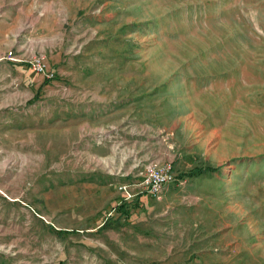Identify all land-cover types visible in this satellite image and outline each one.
I'll use <instances>...</instances> for the list:
<instances>
[{"label":"rangeland","instance_id":"1","mask_svg":"<svg viewBox=\"0 0 264 264\" xmlns=\"http://www.w3.org/2000/svg\"><path fill=\"white\" fill-rule=\"evenodd\" d=\"M0 264H264V0H0Z\"/></svg>","mask_w":264,"mask_h":264},{"label":"built area","instance_id":"2","mask_svg":"<svg viewBox=\"0 0 264 264\" xmlns=\"http://www.w3.org/2000/svg\"><path fill=\"white\" fill-rule=\"evenodd\" d=\"M7 58L16 60L15 55L9 52ZM30 66L37 73L52 78L54 73L49 70L46 58L43 54L34 55L29 60ZM140 185L152 197L158 198L163 193L165 187L172 183H183L184 179L179 176L173 162L151 161L147 163L140 174Z\"/></svg>","mask_w":264,"mask_h":264},{"label":"trees","instance_id":"3","mask_svg":"<svg viewBox=\"0 0 264 264\" xmlns=\"http://www.w3.org/2000/svg\"><path fill=\"white\" fill-rule=\"evenodd\" d=\"M205 172L206 171L204 170V168H202V167H195V168H193V170H191L186 175L187 176L188 175L194 176V175H199V174H202V173H205ZM179 176L183 178L185 175L182 174V175H179ZM138 205H139V203H134V205H132V207L138 206ZM120 208L123 210V212L129 213V211H128L129 204L128 203L121 204V207ZM116 221L117 220L116 219L114 220V218H108V219H106V222H105V225H103V228H110V227H112L116 223ZM68 232H71V231H69V230H62V233H65V234H67Z\"/></svg>","mask_w":264,"mask_h":264},{"label":"crops","instance_id":"4","mask_svg":"<svg viewBox=\"0 0 264 264\" xmlns=\"http://www.w3.org/2000/svg\"><path fill=\"white\" fill-rule=\"evenodd\" d=\"M210 137H211V135H209L207 139H209ZM160 162H161V161H160ZM140 181H141V180H140ZM140 181H139V183H138V186H140V187L143 189V191H146V190L140 185ZM146 194L149 195L147 192H146Z\"/></svg>","mask_w":264,"mask_h":264}]
</instances>
